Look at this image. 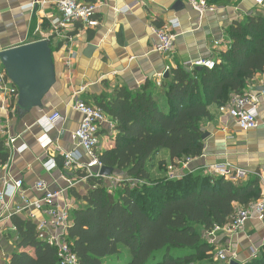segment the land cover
Returning a JSON list of instances; mask_svg holds the SVG:
<instances>
[{
	"label": "trees",
	"instance_id": "16d2710c",
	"mask_svg": "<svg viewBox=\"0 0 264 264\" xmlns=\"http://www.w3.org/2000/svg\"><path fill=\"white\" fill-rule=\"evenodd\" d=\"M228 33L230 49L219 52L214 70L178 67L159 91L148 82L138 92L121 88L97 102L117 134L99 159L122 180L115 192L105 179L95 178L87 180L84 195L70 190L81 203L71 210L68 231L80 264H223L206 235L229 226L241 209L262 198L260 178L234 182L191 172L169 176L168 170L202 157V123L211 119L210 107L229 105L233 97L245 95L249 81L264 74V15L235 22ZM12 86L14 109L18 90ZM162 151L169 159L158 163L156 176L151 163ZM10 158L0 138V168ZM58 161L64 168L63 157ZM10 221L15 251L0 264H60L57 250L40 239L35 222L17 216ZM246 264H264V251Z\"/></svg>",
	"mask_w": 264,
	"mask_h": 264
},
{
	"label": "crops",
	"instance_id": "0c3cea01",
	"mask_svg": "<svg viewBox=\"0 0 264 264\" xmlns=\"http://www.w3.org/2000/svg\"><path fill=\"white\" fill-rule=\"evenodd\" d=\"M57 1L0 0L2 51L49 40L57 70V83L45 97L42 108L19 116L17 107L11 109V104L4 110L0 99V138L17 139L10 161L0 168V191L7 179H20L24 182L20 194L35 201L42 196L35 186L44 181L53 191H64L60 205L73 210L81 203L73 198L70 190L76 188L84 195L90 185L81 175L83 170L60 168L58 157L79 151L84 157L83 163L89 161L85 151L72 139L83 118L73 108L77 92L85 88L80 98L97 107L98 101L111 99L117 89L138 92L150 82L159 91L173 69L200 59L216 60L219 52L228 51L232 43L230 27L248 16L264 15V5L258 6L254 0H220L217 5L212 4L215 12L200 16L189 0H80L83 4L97 6L95 18L100 24L97 28H86L77 23L70 31H62L63 36L73 38L66 48L64 40L57 38L52 28V23L61 16ZM35 2L38 4L31 8ZM126 8H130L127 13ZM172 21L179 24L174 30L177 35L174 51L170 54L154 52L157 42L154 29L170 28ZM90 45L96 49L87 54ZM10 89L13 90L11 82ZM245 94L258 101L257 129L242 131L227 113H222L216 105L211 106V119L202 123L203 131L209 134L203 156L169 167V176L186 172L213 176V167L224 165L234 174L239 170L246 172L243 181L257 177L264 182V74L248 82ZM55 112L65 118V123L47 134L39 121ZM100 135L103 146L100 152L111 149L116 132L104 128ZM45 136L51 144L43 150L40 140ZM53 155L57 167L49 171L46 163ZM168 159V151L159 153L151 163L152 173L159 176L158 163ZM105 180L121 181L122 178L113 175ZM261 188L263 193L262 183ZM15 233L10 220H0V261L9 262L15 251ZM216 242L217 250H228L231 261L249 263L264 251V221L255 217L242 232L220 233Z\"/></svg>",
	"mask_w": 264,
	"mask_h": 264
},
{
	"label": "built area",
	"instance_id": "2783aa9c",
	"mask_svg": "<svg viewBox=\"0 0 264 264\" xmlns=\"http://www.w3.org/2000/svg\"><path fill=\"white\" fill-rule=\"evenodd\" d=\"M254 1L258 6L264 5V0ZM36 4L38 2L33 3L30 7L33 8ZM189 4L200 16L216 10L213 5L209 4L208 0H189ZM57 6L61 16L52 23V28L57 35L56 37L64 40L66 48H69L73 38L63 36L62 31H70L77 23H81L86 28H97L100 24L95 18L97 6L94 4H83L80 0H58ZM126 9L127 13L130 8ZM178 27L179 24L176 21H172L170 28L154 29L157 40L154 44V52L170 54L174 51L177 37L174 30ZM1 52L2 49L0 47ZM216 66V60L200 59L188 63L185 67L214 70ZM84 92L85 88H81L75 96L73 108L83 118L79 128L73 133L72 139L77 147L85 151L89 161L83 163L84 157L79 151L65 153L63 154L64 169L66 171L83 170L86 173L85 180L89 178L105 179L100 175L104 167L99 159L101 153L100 133L104 128L114 131V122L112 119V121L109 120L104 111L81 99L80 96ZM12 98L13 90L10 89V81L0 62V99L3 101L4 110L11 104ZM258 109L257 99L245 94L233 97L230 104L220 108V111L227 113L234 119L242 131L249 132L257 129L259 125ZM64 123L65 118L57 112L39 121V124L47 134ZM16 142V138H7L6 146L10 153ZM50 144L51 140L48 136L40 140V146L43 150H46ZM46 165H49L47 166L49 171L55 169L57 167L56 156H51ZM211 171L213 176L225 177L234 182L243 180L246 177V172L239 170L234 174L231 168L224 165H216ZM261 183L264 187V182ZM3 184L4 188L0 191V220H11V218L17 216L35 222L40 239L57 250L60 264H80L68 237V231L72 224L71 210L60 205V201L64 199V191H53L46 182L39 181L35 188L38 192H41L42 196L38 200L31 201L25 195L20 194L24 188L23 180L11 178L4 181ZM255 217L264 221V192L258 202L252 204L249 208L241 209L229 226L225 228L216 227L206 235V238L210 243L216 244L220 233L228 235L240 233L245 229L247 223ZM216 259L223 264H230L231 262L227 249L217 250Z\"/></svg>",
	"mask_w": 264,
	"mask_h": 264
},
{
	"label": "water",
	"instance_id": "95a60500",
	"mask_svg": "<svg viewBox=\"0 0 264 264\" xmlns=\"http://www.w3.org/2000/svg\"><path fill=\"white\" fill-rule=\"evenodd\" d=\"M95 49L90 45L86 53H93ZM0 62L9 81L18 90L17 114L26 115L42 108L45 97L57 83L55 58L50 41L44 40L2 51ZM208 137L209 134H205L204 141ZM100 175L105 179L111 178L114 170L103 167ZM230 264L240 263L232 260Z\"/></svg>",
	"mask_w": 264,
	"mask_h": 264
},
{
	"label": "rangeland",
	"instance_id": "374dc122",
	"mask_svg": "<svg viewBox=\"0 0 264 264\" xmlns=\"http://www.w3.org/2000/svg\"><path fill=\"white\" fill-rule=\"evenodd\" d=\"M2 67H3V65H2ZM100 151H103L102 143L100 144ZM107 182H108V186H109L108 189H109L110 192H115V191L118 190V183L116 181H112V182L111 181H107ZM229 257H230V255H229ZM0 263H1V261H0Z\"/></svg>",
	"mask_w": 264,
	"mask_h": 264
}]
</instances>
